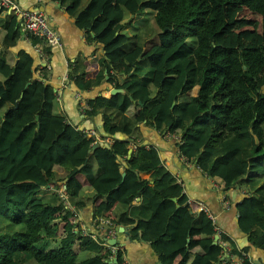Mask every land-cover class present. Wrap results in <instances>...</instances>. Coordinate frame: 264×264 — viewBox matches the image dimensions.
<instances>
[{"label": "trees", "instance_id": "trees-1", "mask_svg": "<svg viewBox=\"0 0 264 264\" xmlns=\"http://www.w3.org/2000/svg\"><path fill=\"white\" fill-rule=\"evenodd\" d=\"M59 2L103 49L77 56L69 78L80 90L106 80L125 91L82 106L85 117L102 115L101 137L111 140H98L66 119L53 86L34 76L31 52L19 49L14 65L0 54V264H122L121 249L103 244L110 225L98 229L99 218L150 242L160 264H224L214 222L167 176L157 147L142 143V122L177 135L180 154L226 197L230 187L243 190L238 227L264 251V0ZM240 4L262 16L257 45L218 42L229 29L226 5ZM143 8L147 15L136 27L132 17L123 21ZM0 32L2 47L21 37L16 15L2 7ZM29 42L51 51L42 37ZM65 161L71 166L61 171ZM81 203L91 204L103 235L83 232L73 220L70 205ZM224 239L235 253L249 250ZM241 264L256 263L247 254Z\"/></svg>", "mask_w": 264, "mask_h": 264}, {"label": "crops", "instance_id": "crops-1", "mask_svg": "<svg viewBox=\"0 0 264 264\" xmlns=\"http://www.w3.org/2000/svg\"><path fill=\"white\" fill-rule=\"evenodd\" d=\"M17 1L25 7L42 8L48 15L50 22L59 28L61 45L52 46L51 51L47 53V67L44 68L47 78L43 77L44 70L41 67L44 62L29 40L22 35L21 26V37L14 45L9 47L0 46V54L14 65L18 59L17 52L19 49L25 48L31 52L35 57L34 76L53 86L59 106L66 115V119L76 123L79 127L94 129L99 137L106 135L102 115L98 113L91 117H85L81 110L83 103L95 95L103 94L110 96L109 88L112 85L104 80L100 85L80 90L68 76L70 62L81 55L86 58L95 57L98 52H101V46L96 41L89 40L84 30L76 26L66 6L62 5L59 0ZM89 71L90 69H87V72ZM2 87L3 81L0 80V88ZM139 126L142 133V143L153 144L157 147L161 161L167 167V176L173 175L177 181L181 182L188 201L196 203L197 206L199 204L205 205L215 215L216 224L221 230V239L227 236L239 248L249 246L248 255L256 264H264V251L253 246L248 234L238 227V209L236 204L243 196L242 189L238 188L237 185L230 187L226 197L215 180L204 172L195 161L187 159L180 154L177 135L161 133L154 126L144 122L140 123ZM114 136L118 138L125 137L120 132ZM105 137L110 138V136ZM69 166H71V163L65 161L61 163L60 170L62 171ZM79 179L85 187L86 182L84 179L82 177H79ZM75 215L80 226L85 227L88 231L98 232L100 235H103L101 231L95 228L90 203L77 205ZM124 227L125 230H116L113 236H111L115 237L116 240L113 247L115 249L120 248L123 252L122 264H160L151 243L130 238L128 226L124 225Z\"/></svg>", "mask_w": 264, "mask_h": 264}, {"label": "built area", "instance_id": "built-area-1", "mask_svg": "<svg viewBox=\"0 0 264 264\" xmlns=\"http://www.w3.org/2000/svg\"><path fill=\"white\" fill-rule=\"evenodd\" d=\"M0 7L6 8L8 11H13L21 26L22 35L28 40L31 35H37L39 37H42L45 40V43L51 47L61 45V34L59 28L50 22L48 15L44 12L42 8L25 7L20 5L17 0H0ZM34 48L41 56L42 61L44 62L43 66L41 67H47V54L40 47L35 46ZM83 107H88L86 101L83 103ZM81 130L84 133L95 135L96 139L98 140H104L109 142L111 140L110 138L99 137L96 134L95 130L92 128H81ZM66 205L69 206V203L66 202ZM70 207L74 210V212L76 211V206L70 205ZM198 208L204 210L214 222V234L218 235L217 241L220 242L222 246L220 260H222L224 264H241L242 258L248 253L244 250H241V253L233 252L230 243L225 239H221L220 237L221 230L216 224L215 215L212 214L208 210V208L203 204H199ZM73 220L77 221L76 215H74ZM103 223L110 225V228L107 229L105 236H103V244L108 245L113 251H115L116 249L113 247V244L107 242V239L113 236V234L115 233L116 230L114 226L116 224H114L108 219L99 218L98 229H102ZM81 229H83V232H88L85 227L81 226Z\"/></svg>", "mask_w": 264, "mask_h": 264}, {"label": "rangeland", "instance_id": "rangeland-1", "mask_svg": "<svg viewBox=\"0 0 264 264\" xmlns=\"http://www.w3.org/2000/svg\"><path fill=\"white\" fill-rule=\"evenodd\" d=\"M147 10V8H143L135 14L126 12L123 21L132 17V27H136L142 21V19L146 17ZM225 11L229 29L227 34L220 35L217 38L218 42L222 44L241 46L254 44L257 45L263 41L262 16L259 12L250 9L245 4L236 6L226 5ZM157 42V40H152V47H154ZM100 50L102 51V47H100ZM191 91L195 92L196 88H193Z\"/></svg>", "mask_w": 264, "mask_h": 264}, {"label": "water", "instance_id": "water-1", "mask_svg": "<svg viewBox=\"0 0 264 264\" xmlns=\"http://www.w3.org/2000/svg\"><path fill=\"white\" fill-rule=\"evenodd\" d=\"M243 67H245V64L243 65ZM106 72V71H105ZM108 77V75H106L105 76V78H107ZM125 91V89L124 88H122V87H114V86H111L110 88H109V93L110 94H113V93H116V92H124ZM38 115H36V117H37ZM255 140L257 141V138L255 137ZM96 146V144H94L93 146H92V148L93 147H95ZM131 148H129V152H131ZM121 170H122V167H121ZM124 174V172H122V175ZM66 179V178H65ZM65 179H63V180H61L60 182H64L65 181ZM234 193V192H233ZM171 199L172 200H174V201H176L177 200V197L176 196H172L171 197ZM114 228H115V230H125V227H124V225H122V224H116L115 226H114ZM217 238H218V235L217 234H214V236H213V242H216L217 241ZM114 239V240H113ZM115 237H109L108 239H107V242H109V243H111V244H114L115 243ZM116 260V258L115 257H113V261H115Z\"/></svg>", "mask_w": 264, "mask_h": 264}]
</instances>
